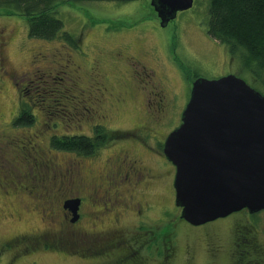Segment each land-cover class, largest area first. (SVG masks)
I'll return each instance as SVG.
<instances>
[{
	"label": "rangeland",
	"instance_id": "rangeland-1",
	"mask_svg": "<svg viewBox=\"0 0 264 264\" xmlns=\"http://www.w3.org/2000/svg\"><path fill=\"white\" fill-rule=\"evenodd\" d=\"M150 1L119 4L83 0L62 6L56 15L63 23L60 35L65 32L78 38L77 50L61 37L52 41L30 38L22 16H0V241L24 234V238L16 237L12 246L17 257L26 250V233L44 226L38 215L43 207L40 198L53 195L58 204L78 194L64 170L76 172L77 163L83 162L87 169L97 171L100 162L118 148L136 150L133 154L140 156L143 165L155 175L145 192V199L153 206L146 225H151L158 235L172 231L180 251L186 244H193L197 255L194 264H228L227 256L217 254L221 251L218 242L225 243L229 254L240 257L241 244H237L244 240L246 228L255 226L260 234L263 214L251 217L240 211L198 227L180 219L172 185L175 169L163 156L161 146L180 125L195 77L216 80L233 75L261 95L264 90L242 67L238 56L231 58L222 45L207 35L208 0H195L191 9L177 13L164 28L159 26ZM125 48L136 57V50L148 53L143 61L147 75L140 68L128 71L130 76L124 73L115 52H124ZM93 64L109 79L105 85L94 77ZM122 74L131 79L135 97L116 111L115 102L103 88L118 89L117 80ZM20 103L33 109L36 119L31 127L11 125ZM166 104L167 113L161 114L158 109ZM96 125L124 137L109 141L88 157L55 151L49 146L53 135H91ZM7 170L10 174L6 175ZM143 183L145 180L138 184ZM10 187L23 194L3 196L2 191H10ZM45 215L46 212L44 219ZM214 233L219 236L206 243L209 253L205 257L199 247L204 244V236ZM145 238L138 236L133 243ZM30 258L23 255L20 264H31ZM36 262L85 263L48 253L38 255Z\"/></svg>",
	"mask_w": 264,
	"mask_h": 264
},
{
	"label": "flooded vegetation",
	"instance_id": "flooded-vegetation-1",
	"mask_svg": "<svg viewBox=\"0 0 264 264\" xmlns=\"http://www.w3.org/2000/svg\"><path fill=\"white\" fill-rule=\"evenodd\" d=\"M129 48H125L124 52H115V56L121 59L124 73L135 72V69L140 68L141 72L147 75L143 61L148 53L136 50V57L128 54L126 50ZM91 71L98 83L105 85L109 80L98 65L93 64ZM117 81L119 90L103 88L115 102L116 111L126 100L135 97L131 79L123 77L122 74ZM167 108L168 104L158 110L164 114L167 113ZM142 146L146 147L144 143ZM135 151L131 148L113 149L111 155L100 162L101 168L97 171L87 169L83 162L77 163L76 172L64 170L65 175L69 174L70 184L72 183L78 194L68 196L58 204L55 203L53 195L40 198L43 207L38 215L44 226L25 235L26 250L23 255L31 257V264H36L37 256L42 253L57 254L67 259L78 258L83 260L84 264H194L197 255L194 253L193 244H186L180 251L172 231L158 235L151 225H146L153 206L146 200L148 198L145 199V192L150 189L155 175L143 165L140 156L133 154ZM55 167L58 169L53 165V168ZM8 173L9 170L5 174ZM141 180H145V183L139 186ZM125 184L126 186L121 187ZM47 192L50 194L49 190ZM4 194L6 197H18L23 193L10 187V191H2L3 196ZM70 199L79 200L75 221H72V213L63 207L64 202ZM45 212L47 215L44 219ZM262 214L264 215V210L249 215L258 217ZM134 220L135 222H132ZM260 229L258 234L255 226L246 228L244 240L237 244H241L240 257L235 256L233 252L229 254L225 243L218 241L217 245L221 251L217 254L227 256L228 264H231V260L232 264H264V220ZM23 235L0 241V264H20V257L23 255H14L12 246L15 238ZM138 236L146 238L144 241L133 243ZM217 236L219 235L214 233L203 237L204 244L199 248L205 257L209 253L205 248L206 243L211 238L216 240ZM142 252L144 255H141ZM180 252H183V255H180ZM178 258L182 260L178 261Z\"/></svg>",
	"mask_w": 264,
	"mask_h": 264
},
{
	"label": "water",
	"instance_id": "water-1",
	"mask_svg": "<svg viewBox=\"0 0 264 264\" xmlns=\"http://www.w3.org/2000/svg\"><path fill=\"white\" fill-rule=\"evenodd\" d=\"M195 0H151L164 28ZM175 169L174 203L193 227L264 210V96L233 75L197 78L162 148ZM78 199L64 202L73 220Z\"/></svg>",
	"mask_w": 264,
	"mask_h": 264
},
{
	"label": "trees",
	"instance_id": "trees-1",
	"mask_svg": "<svg viewBox=\"0 0 264 264\" xmlns=\"http://www.w3.org/2000/svg\"><path fill=\"white\" fill-rule=\"evenodd\" d=\"M82 1L0 0V16H22L26 19L30 38L52 41L61 37L77 50L79 39L65 32L60 35L63 23L56 15L62 6ZM108 1L125 4L132 0ZM206 33L222 45L231 58L238 56L242 67L264 90V0H208ZM197 78L199 77L196 76L195 79ZM35 119L33 109L26 103H20L18 114L11 125L31 127ZM123 137L96 125L92 128L91 135L77 132L53 135L49 146L55 151L88 157L105 147L109 141Z\"/></svg>",
	"mask_w": 264,
	"mask_h": 264
}]
</instances>
